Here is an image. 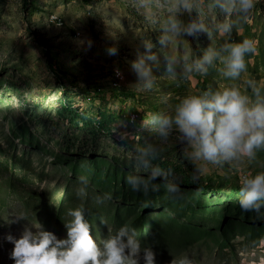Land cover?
Here are the masks:
<instances>
[{
  "label": "rangeland",
  "instance_id": "1",
  "mask_svg": "<svg viewBox=\"0 0 264 264\" xmlns=\"http://www.w3.org/2000/svg\"><path fill=\"white\" fill-rule=\"evenodd\" d=\"M108 2L119 9L123 0ZM94 3L0 0V264H12L6 234L18 236L27 221H38L63 237L70 220L67 210L81 206L97 241L121 225H131L142 244L157 253V264H169L182 253L194 264H264V208L259 214L241 212L237 203L243 176L264 171V150L252 161L208 165L193 183V164L181 154L174 135L160 141L148 125L152 112L171 110L180 97L209 86L254 78L264 89V0H256L251 22L232 34L236 41L255 40L256 51L246 58L239 81L211 70L176 83L163 76L161 61L152 69L157 81L149 92L130 87L136 81L130 61L143 49L127 18H121L125 33L114 39L111 28L87 16ZM148 35L155 43L156 33ZM84 37L92 40L91 47L76 44ZM186 39L197 55L210 43L203 33ZM111 45L117 47L114 55L106 52ZM48 60L55 73L49 71ZM116 69L122 80L116 78ZM163 93L169 94L167 104L161 102ZM62 105L73 110L71 115ZM113 123L128 137L110 132ZM148 138L160 145L157 160L162 168L172 169L182 198L169 199L163 186L145 196L124 184V176L133 172L125 155L128 148ZM80 176L88 180L85 196L76 193ZM104 192L111 199L97 204L94 197ZM226 192L236 198H226ZM21 212L27 221L8 222Z\"/></svg>",
  "mask_w": 264,
  "mask_h": 264
},
{
  "label": "clouds",
  "instance_id": "2",
  "mask_svg": "<svg viewBox=\"0 0 264 264\" xmlns=\"http://www.w3.org/2000/svg\"><path fill=\"white\" fill-rule=\"evenodd\" d=\"M255 3L256 0H123L117 9L108 0H95L87 16H96L105 27L111 28L109 35L114 39L117 33H125L121 18H127L128 29L143 49L137 50L135 59L130 61L136 77L130 87L137 92H149L157 81L152 69L159 67L161 61L163 76L176 83L194 75L207 76L211 70L218 71L228 81H239L246 71V58L256 51L255 40L245 37L236 41L232 34L251 22ZM150 32L156 33L155 43L148 35ZM201 33L210 43L199 48L197 55L186 37L195 40ZM75 42L84 48L92 45L88 37ZM106 52L114 55L117 47L108 46ZM41 67L51 78L47 69ZM115 74L122 78L119 69ZM168 99V93L161 95V102L167 104ZM148 125L150 133L160 141L174 135L181 154L193 164L190 179L195 183L208 165L223 167L242 160L252 161L264 150V89L254 78L222 88L209 86L180 97L171 110L152 112ZM110 132H116L121 139L128 137L114 123ZM161 151L160 145L150 138L128 148L125 155L133 172L124 176V184L132 192L145 196L158 193L163 186L169 199H180L183 190L172 169L154 163ZM78 181L76 193L85 196L88 180L80 176ZM238 192L241 212L259 214L264 208V171L244 175ZM94 199L99 204L110 200L111 194H97ZM85 212L82 206L67 210L70 220L64 225L65 235L60 238L38 221L29 223L24 212L13 216L9 223L17 219L27 223L18 236L10 233L4 236L12 245L8 253L12 264H157V253L150 245L142 244L135 227L121 225L106 239L97 241L90 234L91 225ZM169 264L194 262L182 253Z\"/></svg>",
  "mask_w": 264,
  "mask_h": 264
},
{
  "label": "trees",
  "instance_id": "3",
  "mask_svg": "<svg viewBox=\"0 0 264 264\" xmlns=\"http://www.w3.org/2000/svg\"><path fill=\"white\" fill-rule=\"evenodd\" d=\"M47 66H48V69H49L50 72L55 73V71L52 69L53 65H52V63H51L50 60L47 61ZM68 108H69V107H67V106H65V105H62L61 110H62V111H65V113H68L69 115H71V113L73 112V110H71L70 108L68 109ZM98 127L102 130V128H101L100 125H98ZM102 131L105 132V133L108 132V131H104V130H102ZM154 162H155L156 164H159L160 166L162 165V164L160 163V161H158L157 159H156ZM224 195L226 196V198H229V199H234V198H236V197H233V195L230 194V193H228V192L224 193Z\"/></svg>",
  "mask_w": 264,
  "mask_h": 264
},
{
  "label": "bare ground",
  "instance_id": "4",
  "mask_svg": "<svg viewBox=\"0 0 264 264\" xmlns=\"http://www.w3.org/2000/svg\"><path fill=\"white\" fill-rule=\"evenodd\" d=\"M116 78H118L119 80H122L121 77L116 76ZM133 118H134V117H131V121H133Z\"/></svg>",
  "mask_w": 264,
  "mask_h": 264
}]
</instances>
